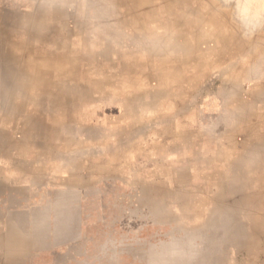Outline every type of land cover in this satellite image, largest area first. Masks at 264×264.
I'll return each mask as SVG.
<instances>
[{"label":"crops","instance_id":"0c3cea01","mask_svg":"<svg viewBox=\"0 0 264 264\" xmlns=\"http://www.w3.org/2000/svg\"><path fill=\"white\" fill-rule=\"evenodd\" d=\"M163 7L165 15L155 26L168 27L182 17L179 1ZM135 11V0H0V264L97 262L91 259L86 222L94 199L89 192L117 163L105 150L106 118H90L89 99L103 106L107 92L125 87L115 81L120 72L106 75L96 67L112 60L135 72V38L147 37L155 58L158 35L151 21L145 34L135 30ZM170 54L171 80L163 87L174 108L164 117L173 125L162 128V137L177 152L168 150L165 159L169 169L190 172L195 189L189 192L185 185L183 194L206 220L211 208L224 201L249 202L255 187L264 186V56L254 61L249 52L237 73L235 50L224 57L218 48L206 73L213 80L187 83L176 78L181 60ZM147 64L153 69L152 60ZM194 95L201 109L198 122L215 124L210 131L180 125L187 119L180 113ZM77 106L84 114L74 113ZM164 185L176 195L172 181ZM225 194L228 198H220ZM111 198L104 201H116ZM259 200L258 212L236 208L234 217L216 223L217 261L221 256L223 264H250L254 257L252 264H261L264 195Z\"/></svg>","mask_w":264,"mask_h":264},{"label":"rangeland","instance_id":"374dc122","mask_svg":"<svg viewBox=\"0 0 264 264\" xmlns=\"http://www.w3.org/2000/svg\"><path fill=\"white\" fill-rule=\"evenodd\" d=\"M167 1L154 0L149 4L140 0L137 4L135 0V7L138 6L140 12L135 11V30L145 34L151 21V30L158 35L155 58L149 51L152 45L146 37L143 40L135 38V72L126 66L115 65L112 60L98 65L94 62L97 70L107 71L106 75L120 72L115 81L117 79L125 86L107 92L103 106L89 99L90 118L97 120L103 114L106 118L105 150L117 163L114 169L106 168V177L103 175L100 185L91 186L89 192L94 199L89 203L90 216L86 222L93 238L90 254L91 259H97L95 264H223L224 258L220 256L217 261L213 249L215 236L212 232L217 230L216 223L223 216L234 217L236 208L258 212L263 204L259 196L264 195V186H256L249 202L224 201L211 208L204 220V212L202 214L200 208L183 194L186 186L189 192L195 189L190 172L186 174L180 168L171 170L170 163H166V152L177 151L173 144L166 147L162 128L173 125L170 118L164 117L166 110L174 108L165 97L163 87L171 80L167 69L170 53L181 60L176 78L187 83L213 80L206 73L211 71L208 66L215 63L213 52L218 48L224 57L235 50L236 61L232 67L240 72L249 55L254 61L264 56V6H259L260 13L258 7L255 9V1L259 5L258 2L264 3V0L251 1L250 9L244 11L240 10L242 0H177L183 7L182 17L170 20L168 27H157L155 19L165 15L163 2ZM216 17L219 23H211ZM151 60L153 69L147 64ZM59 61L64 62V59ZM215 102L219 104L218 100ZM188 104L185 112L180 113L187 118L181 127L195 130L204 125L209 131L214 128L212 122H198L201 109L196 106L195 95ZM74 109L75 114L82 112L81 106ZM78 125L79 122H74V130L80 131L76 128ZM93 126L89 131L97 141ZM174 165L178 166H171ZM164 181L173 182L176 195L169 194ZM113 196L115 202L104 201L111 197L110 201H113ZM226 197L227 194L220 196L223 200ZM248 261L252 264L256 259L253 257ZM260 262L264 264V252Z\"/></svg>","mask_w":264,"mask_h":264},{"label":"bare ground","instance_id":"6f19581e","mask_svg":"<svg viewBox=\"0 0 264 264\" xmlns=\"http://www.w3.org/2000/svg\"><path fill=\"white\" fill-rule=\"evenodd\" d=\"M251 1H255V0H242V3H241V1H240V3H241V8H240V10L242 9V11H244V10H247V9H250V5L252 6V2ZM259 1V0H258ZM257 1V2H258ZM237 3V2H236ZM244 3V4H243ZM258 4L259 5H257V3H256V1H255V5H256V10H257V7H258V11L257 12H259L260 10H259V6H261L262 4H263V6H264V3H259L258 2ZM227 6V5H226ZM263 6H261L262 8H263ZM255 10V11H256ZM263 10H264V8H263ZM260 13V12H259ZM262 13V12H261ZM264 13V12H263ZM263 13H262V16H263ZM252 14V13H251ZM256 14V13H255ZM250 15V14H249ZM257 15V14H256ZM258 17V16H257ZM264 17V16H263Z\"/></svg>","mask_w":264,"mask_h":264}]
</instances>
